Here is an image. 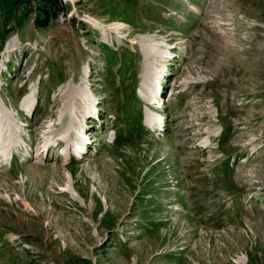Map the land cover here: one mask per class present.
<instances>
[{"label":"rangeland","instance_id":"rangeland-1","mask_svg":"<svg viewBox=\"0 0 264 264\" xmlns=\"http://www.w3.org/2000/svg\"><path fill=\"white\" fill-rule=\"evenodd\" d=\"M62 1L0 0V264H264V0Z\"/></svg>","mask_w":264,"mask_h":264},{"label":"trees","instance_id":"trees-1","mask_svg":"<svg viewBox=\"0 0 264 264\" xmlns=\"http://www.w3.org/2000/svg\"><path fill=\"white\" fill-rule=\"evenodd\" d=\"M17 7L23 8L24 17L31 19L35 28L45 29L59 16L66 17L70 5L62 0H12ZM34 262V261H32Z\"/></svg>","mask_w":264,"mask_h":264},{"label":"bare ground","instance_id":"bare-ground-1","mask_svg":"<svg viewBox=\"0 0 264 264\" xmlns=\"http://www.w3.org/2000/svg\"><path fill=\"white\" fill-rule=\"evenodd\" d=\"M158 87L160 88L159 83L156 84V88H158ZM93 115H94V113L92 112L91 117H92L93 119H96V118L94 117L95 115H94V116H93ZM89 116H90V115H89ZM158 122H161V117L158 118ZM81 131H82V130H81ZM79 138L85 140L86 136H84V134H82V133L80 132V133H79ZM84 149H85V145L83 144L82 146H80V150L82 151V150H84ZM47 150H48V149H47Z\"/></svg>","mask_w":264,"mask_h":264}]
</instances>
